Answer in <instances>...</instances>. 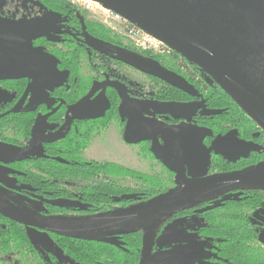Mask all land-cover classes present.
Masks as SVG:
<instances>
[{
  "label": "flooded vegetation",
  "instance_id": "flooded-vegetation-1",
  "mask_svg": "<svg viewBox=\"0 0 264 264\" xmlns=\"http://www.w3.org/2000/svg\"><path fill=\"white\" fill-rule=\"evenodd\" d=\"M19 1L5 0L0 7V18L40 24L44 32L29 39L30 53L26 59L18 61L12 67V76L0 78V197L4 200L47 216L66 215L53 210L54 205L61 201L70 206L63 210L72 213L71 216H81L110 212L146 200L128 202L127 205L115 208L113 203L108 201L114 197L111 186H115L116 180L114 178L100 180L103 170L105 176L111 172L95 166L101 163L96 158L85 157V151L94 135L106 129L110 123L117 124L119 130L121 129L120 136L125 145H141L140 147L146 149L152 156L150 151L152 137L128 143L123 138V132L127 122H131V126L136 129H141L144 124L155 128L151 134H156L159 152L164 155L166 153L165 163L154 156L153 158L172 174V181L174 172L166 166H174V158L167 150L166 141L169 135L177 136L179 129L185 126L197 130H211V134L202 131L204 134L202 142L206 147L216 135H223L231 129L236 130L234 134L236 139L232 136L230 143H227L234 146L231 150L223 148L217 154L211 151L210 167L211 160L216 155L232 159L236 163L233 166H238L240 161L257 158L264 153V132L254 121V128L244 121L231 126L228 118L222 120L214 117L216 114L206 113L212 109H225L227 106H212L218 105L212 97L218 85L209 76L206 78L202 72L196 73L193 67L184 72L188 65L184 67L185 69L180 66L185 62L182 57L175 58L172 52L170 55L172 63L169 64L166 58L130 48L126 44L112 41L111 37L105 38L92 30V24L87 22L85 10L53 12L43 10L40 6L34 10H24L18 5ZM24 5L30 6V1H24ZM97 26L103 25L98 22ZM86 34L157 61L166 69L185 78L192 87L187 86L189 90L179 92L166 81L121 61L117 57L119 52L112 55L99 52L86 41ZM118 65L127 66L148 77L155 89L137 84L127 72L119 71ZM178 66L183 71H178ZM192 71H194L192 76H195L193 81L190 77ZM117 88L122 91L124 99ZM161 88L177 91L176 93L179 92L180 95L173 99L160 97L156 99L157 96L153 94ZM154 99L173 104L155 105ZM259 159L264 161L262 157ZM253 163L256 162H250L243 167ZM43 166L54 167L48 173L43 172ZM210 167L208 173H217L211 172ZM113 175L115 174L110 176L115 177ZM68 178L88 181L73 190L69 186ZM102 182L106 184L105 186H110L108 191L111 194L106 190L101 191L99 187ZM239 191L226 194L239 198L241 196L237 194ZM100 192H103L102 205L98 203L101 201ZM125 195L132 196L131 192ZM220 197L185 210L194 209L198 214H202L203 208ZM185 210L172 215L159 226L154 237L152 253L158 250L172 251L175 256H184L185 259L177 263L174 260L166 261L164 264L226 262L227 260L221 256L211 257L213 255L209 250L211 245L196 236L197 212L193 214ZM250 214L254 217L250 223L253 235L264 233V204H260ZM209 225L210 223L207 227ZM49 234L54 233L48 232ZM157 239L161 244L160 248L156 246ZM37 247L46 259L48 258L47 260L53 261L49 255L56 253L53 244L44 247L38 242ZM120 248L125 250L123 247ZM140 248L141 245L139 255ZM4 256L10 257L11 254L1 257ZM35 260L37 264H44L42 262L44 259ZM70 260L67 258V264ZM156 260L154 258L153 264H157ZM18 261L19 264H24L21 259Z\"/></svg>",
  "mask_w": 264,
  "mask_h": 264
},
{
  "label": "water",
  "instance_id": "water-1",
  "mask_svg": "<svg viewBox=\"0 0 264 264\" xmlns=\"http://www.w3.org/2000/svg\"><path fill=\"white\" fill-rule=\"evenodd\" d=\"M95 1L162 40L173 52L197 66L264 132V0ZM43 32L40 24L0 18V78L12 76V67L30 53L29 39ZM86 41L106 55L119 52L117 57L121 61L171 85L183 87L186 83L181 76L150 58L88 34ZM117 90L124 99L122 91ZM151 107L156 109L154 105ZM206 113L214 115L218 111ZM154 130L145 124L136 129L127 122L123 138L135 143L152 137L150 151L165 163L166 153L159 152L156 134H151ZM202 131L211 134L208 129L185 126L179 129L177 136L167 137L166 146L174 158V166L166 167L174 172V186L149 199L105 213L47 216L0 197V214L23 224L30 240L44 247L52 244L48 232L117 245V235L140 229L137 264H153L158 255L152 253L156 231L172 215L231 191H264V161L240 169L208 173L211 151L217 154L223 148L231 150L234 146L227 143L236 130L216 135L208 147L202 142ZM217 205L211 204L202 211ZM258 239L264 244L263 232Z\"/></svg>",
  "mask_w": 264,
  "mask_h": 264
},
{
  "label": "trees",
  "instance_id": "trees-1",
  "mask_svg": "<svg viewBox=\"0 0 264 264\" xmlns=\"http://www.w3.org/2000/svg\"><path fill=\"white\" fill-rule=\"evenodd\" d=\"M36 1L39 3L40 8L43 10H52L53 12L64 11V10H79L77 7H75L73 4H71L66 0H36ZM97 25L98 23H93V27H92V30L95 31L97 34L103 36L105 34L104 30L108 32L110 31L108 28L104 26H97ZM127 46H129L130 48H134L131 45H127ZM173 54L175 58L179 56L175 52H173ZM183 60L185 62L183 61L184 63L180 64L181 67L184 68L186 67V65L188 66L190 65V68L193 67L194 70H196V73L202 72L204 76L208 78V76L203 71H201L197 66L187 62L185 59ZM180 66H178L177 70L183 71L181 70L182 68H180ZM193 74L194 71L191 72V76H190L192 81L195 79V76H192ZM185 82L186 83L185 85H183V87H178L175 85H173L172 87L179 92H182L180 90L183 91H186L187 89L189 90V87H192V85H190L187 80H185ZM187 86L189 87L187 88ZM177 91L161 88L159 90H156L153 95L157 96L156 99H158L159 97L160 99H166V98L173 99L179 97L180 94L179 92L176 93ZM212 97L216 102H218L216 103L218 105H212V106H221V107L227 106L225 109H221V110L212 109L218 111V114H216L214 117L224 120L228 118V122L232 126L244 121L245 123H249V126H251V128L255 127L254 122L251 119H249V117L230 99V97L219 86L217 88L216 93H214ZM153 103L155 105L164 104L165 106L173 104L158 100L153 101ZM213 130L214 132H216V128H214ZM260 157L264 158V153L261 156H257V158ZM215 158L219 163L221 162L222 165H224L225 167V169L221 171H230L243 167V166L240 167L239 164H238L239 167L233 166L236 164L234 160L225 159L220 155H216ZM253 159H255V157H253ZM219 163L216 162L215 165L218 166ZM95 166H100L101 169H105L108 172L110 171V169H113L116 165L108 162L106 163L104 162V163H98ZM115 169L117 168L115 167ZM129 174L132 173L129 172ZM140 177L141 179H144L145 177L146 181L150 182L148 188H144V187L130 188L121 185H115V189H112L114 197L111 199V201L108 202L109 203L134 202V201L150 198L166 190L162 188L163 185H161L160 181L157 178L154 177L152 178L145 175ZM99 188L101 189V191L106 190L109 194H111V192L108 191L110 190V187L102 185ZM127 192H131L132 196L126 197L125 194ZM263 192H264L263 190H256V189L240 190L237 193L239 196L241 195L239 198L230 197V194H226L229 196V198H224V196L226 195L221 196L219 199L212 202V204L218 203L217 206L203 210L202 214H198L197 211L196 214L194 209L185 210V212H191L197 215V220H196L197 222L195 223L196 226L198 227L196 230L197 233L196 236L206 240L207 244L211 245L209 248V250L213 254L211 257L221 256L222 258L227 260L226 262L220 264H264L263 263L264 257H262L263 254H260V252L262 251L261 250L257 251L256 249L249 248L247 246L248 245L247 242L250 241L252 238L248 228L251 229L250 223L254 219V217L252 216V214H250V212L260 205L262 198L261 195H259L258 193H263ZM102 193L103 192H100L101 201L98 202L101 203V205L102 202L104 201L101 195ZM68 207L70 206L65 204L64 201H61L54 205L53 210L54 211L63 210V209H67ZM243 207L246 208L244 209ZM241 208L243 209L241 210ZM224 209H226L225 210L226 212L224 211L218 212L219 210H224ZM38 210L41 211L40 208H38ZM211 213H213L214 215H212ZM206 222L210 223L209 227H207L208 223ZM193 226L195 225L193 224ZM49 235L51 236L50 238L52 240V244L54 245L56 252L55 254H49L51 255V259H53V261L47 260L48 258L46 259L43 252L38 250V248L40 247V246L37 247L38 241L30 240L27 233V229L24 225L14 222L0 215V253L1 254H6V255L12 253H16L20 255L30 254V255H34L37 258L44 259L42 261L44 264H67V258L75 261L77 264H136L139 257V247L141 242L140 229H134L127 233L117 235L115 237L117 241V245H111L96 239H78V238L59 236L55 234H49ZM155 243L157 248L161 247V244H159L160 242L158 240ZM120 247L125 248V250L121 249ZM156 253H158L157 255L158 259L156 260L157 264H164V262L166 261H173V260L176 263L178 261H185L184 256H175L172 251L158 250L156 251Z\"/></svg>",
  "mask_w": 264,
  "mask_h": 264
},
{
  "label": "rangeland",
  "instance_id": "rangeland-1",
  "mask_svg": "<svg viewBox=\"0 0 264 264\" xmlns=\"http://www.w3.org/2000/svg\"><path fill=\"white\" fill-rule=\"evenodd\" d=\"M24 1H30V6L24 5ZM4 2H5V0H0V7L3 5ZM18 3H19L18 5L24 10H34L35 8L37 9V7H39V3L36 0H20ZM38 10H41V9H38ZM79 10H83V9H79ZM86 13L87 14H85V16H86V19L88 20L87 22L90 25L92 24V27H93L94 22L95 23L99 22L104 27H106L110 30L109 32L104 30L105 34L103 35V37H105V38L111 37V38H113V39H111L112 41L132 46L130 41L124 35H122L121 33H118L117 31H115L113 29H111V27L109 26L108 23L102 22L101 20H99L98 18H96L95 16H93L89 12H86ZM170 55L171 54L163 55V56H161V58H166V61L169 64H171L172 61H171ZM118 68H119L118 70L121 72H124V73L127 72L129 74V77L134 82L143 86L144 88L155 89L154 88L155 86H153L151 80H149L148 77L143 76L138 71L131 69L127 66H122V65H118ZM188 68H190V66H188L187 69L184 70V72L188 71ZM222 122H225V121H222ZM120 132H121V129L119 130L117 124L110 123L106 127V129H102L94 135V138L91 140L89 147L85 151V157L92 156V157L96 158L97 160L101 161V163L108 162V163L116 165L115 167L118 170L115 169V167H114L113 169H110V171H108V173L111 172V174H115V175H113L115 177L110 176L111 174L110 175L107 174L105 176L104 170H103L102 172L100 171L102 173L100 176V180L114 178L116 180L115 185H121V186H125V187H130V188H134V187L148 188V185H150V182L146 181L145 177H144V179H141V177H140V176L145 175V176H149L152 178L153 177L157 178L160 181L161 185H163L162 188H164V189L172 188L173 187L172 174L164 166H161V164L158 161H156V159H154L153 156L149 152L146 151V149L143 150L140 147L141 145H136V144L125 145L121 140V136H120L121 133ZM143 146H145V145L143 144ZM252 159L251 160L249 159V161L248 160L240 161L238 164L240 165V167H242L246 163L252 161ZM211 161H212L211 163H213L210 167L211 172H218V171L221 172V170L225 169L224 165H222L221 162L219 163L215 157H213V159ZM259 161H260L259 158H255V159H253L252 162L257 163ZM216 162L219 163L218 166L215 165ZM52 167H54V166H43L42 170H43V172L47 171L48 173H50V170ZM57 168H59V167H57ZM123 171H125V172H123ZM129 172H131L132 174H129ZM68 180H69V184H70L69 186L73 190H76L80 185L85 184L88 181V180L82 179L84 181V182H82V180L79 178H77V179L68 178ZM102 185L105 186L106 184H104L102 182V183H100V186H102ZM153 186H154V184H153ZM108 187H110V186H108ZM111 187H112L111 189H115V186H111ZM258 194L261 195V198H262L260 204H264V192L258 193ZM147 199H149V198H147ZM127 204L128 203H121V202L113 203L115 208H117L121 205H127ZM243 208L245 209L246 207H243ZM243 208H241V210ZM225 210L226 209L219 210L218 212H223V211L226 212ZM55 212H60L62 214H66L65 216H71V214H72V213L66 212L65 210H56ZM211 214L214 215L213 213H211ZM248 230L250 231L252 238L250 237L251 240L248 241L247 242L248 245L247 244L246 245L249 248L256 249L257 251L261 250L262 252H260V254H263L262 257H264V244L259 241L258 235L257 236L253 235L250 228H248ZM111 245H114V244H111ZM256 250H255V252H256ZM2 255H6V254L0 253V264H19L18 259H21L24 264L26 263V262H24L26 260L30 261L26 264H37V262H36L37 260H35L37 257H35L34 255H30V254L20 255V254L12 253L10 257L9 256L1 257ZM69 264H76V263L73 260H70Z\"/></svg>",
  "mask_w": 264,
  "mask_h": 264
},
{
  "label": "built area",
  "instance_id": "built-area-1",
  "mask_svg": "<svg viewBox=\"0 0 264 264\" xmlns=\"http://www.w3.org/2000/svg\"><path fill=\"white\" fill-rule=\"evenodd\" d=\"M78 9L91 13L104 23H108L111 29L124 35L137 50L154 55L163 56L173 51L162 40L144 31L137 25L129 22L122 15L102 6L95 0H67Z\"/></svg>",
  "mask_w": 264,
  "mask_h": 264
}]
</instances>
